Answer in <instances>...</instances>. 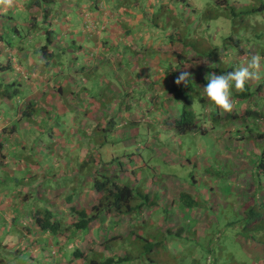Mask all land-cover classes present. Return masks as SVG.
I'll list each match as a JSON object with an SVG mask.
<instances>
[{
	"label": "rangeland",
	"instance_id": "obj_1",
	"mask_svg": "<svg viewBox=\"0 0 264 264\" xmlns=\"http://www.w3.org/2000/svg\"><path fill=\"white\" fill-rule=\"evenodd\" d=\"M174 1L175 0H133L131 4L133 5V10H135V15L130 18L120 17L119 21H121V24H128L130 21V27H137V30L142 29V33L137 35V41L143 42V40H145L147 43L146 47L154 41L151 47L154 50H158L157 54L151 57L152 53H148L150 56L145 54L146 48L135 46L136 53H138V61H135L132 57L129 58L126 62L128 65L127 71L125 70V64L123 65V62H121L119 52H113L112 50L102 52V50H106L98 48V52L96 50L89 52V54L91 53L93 56L88 59V50L83 48L80 49V52H83L84 54L81 55L79 53L78 57L81 56L80 58L84 59V66L81 67L80 63L74 62L72 69L67 72L66 65L69 64L68 59H70L68 53H74V49L71 47V41L79 35H73L72 33H68V43L65 41V43L68 44V52L65 51V55L60 54L55 58V60L50 62L54 63V65H52L53 68L50 66L52 68L51 71H48V68L44 69V72H49L48 75L43 72L41 74L35 72L34 66L36 65V62L34 66H31L30 68H27L28 66H16V63L13 65L15 77L20 83H24L23 80L27 81L29 79L28 82H30V79L33 80L37 77L40 78V93L45 95L44 93L46 89L48 90V93L44 96L43 100L45 102H50V113H56L57 109L53 110L52 107L57 98H59V102L61 104L58 110L63 111L64 108L65 111L56 113L57 115H52V117H48L44 121V126H52L51 123H53L55 118H59L58 123L62 124L59 128L60 135L55 137L50 135L51 142H49L50 140H45L38 144L35 141L36 144H34V141L31 139L27 140L28 137L26 136H24V139L27 142H24L21 141L17 135H15V133H19L21 135L20 127H18L15 132H10V127L13 122L18 121L22 115L21 110H23L24 103H27V100L19 103L17 102V99H15L14 102H12L13 105H17V111L10 109V107H12V103H9V110L7 111L6 105L3 107L4 105H2L0 101V109L2 108L0 111L6 112L7 115L6 117L5 114H0V133H2V129L4 128H6L7 132L10 133H5L8 135L7 138L9 139L7 141H3V145L6 147L7 142L14 143V145H17L21 150L19 152H15L14 157L10 155L13 154V152H8V150H3L2 152L0 151V264H68L69 260H72L71 263L75 264V259L70 253L73 250V245H69L68 250H64V247L54 248L55 243L52 242L53 236L39 231L31 220L36 211H42L47 206L49 211L53 212L55 220L62 218L65 224L68 225V221H72L69 213L67 201L68 197L74 200L79 198V203L81 204L76 203V205H73L76 209L90 208L91 205L89 204L96 203L98 200V197L94 195L93 180L86 182L76 174L80 159L84 158V155L89 153L92 148H95L93 141L96 137L98 138V134L96 133L95 135L93 130L96 127V123L81 114V108L72 112L69 120L66 117L69 108L68 106H70L69 103L71 104L73 102L71 105L81 103L76 101L74 95L83 87V84H87L84 79V75H86L93 66V63L90 65L91 59H98L100 61L98 63H103V60L108 61L113 78L117 79V83L120 82L118 88L122 91H118L117 95L122 92L123 97L121 101L127 102L124 108L128 109L129 107L141 110L139 109L141 108V105H146L142 102L138 107V104L134 101V97H132L133 93L128 90L129 86L127 84L140 85L137 87L138 90H148L153 86V95L151 99L147 95L148 101L152 102L153 105L152 103L151 105H146L148 108L151 106L150 108L152 111L155 109L154 106L156 104L159 105L162 100H165V96L162 95L161 97L158 94L163 93L164 90L167 89V85L168 89H170L169 84L171 82H163L160 80L163 77L162 75L164 70L162 68L163 66L161 67V65H157V62L163 60V58H170L173 63L171 49L167 48L169 43L165 42V39H167L168 36H171L172 38L175 37V39H177V34H181L185 31V29L182 28L184 26L180 25V23L190 24L191 30L196 28L197 22L194 20L195 17L192 15V11L202 10L206 0H185V3L180 6L176 5ZM210 1L220 3L223 0ZM227 2L230 6L228 10L229 12L231 8L240 11L246 6L250 9L251 7H258L261 3L264 4V0H227ZM40 3L41 6L47 5L46 7L52 3L51 9H55V11L57 7L55 3L60 4L58 0H46V2L40 0ZM165 5H167L170 10H168L167 13L163 12V14L169 16L170 20L173 16L175 18L172 20L173 24L170 23V26L173 25L171 26L172 29L168 28L167 30L165 29V31H162L160 28H156L150 24L154 18L158 17V12L160 10L157 9L161 6L165 7ZM68 6L69 13H75V2L70 3ZM166 7L164 9H166ZM217 10H221V8L206 7L202 11V15H205L206 11L208 13L210 12L216 14ZM79 11H82V9L79 8ZM179 11L181 14H179ZM9 15L14 16L13 19L15 22H18L19 18L25 16L22 12L13 13L12 11ZM236 18H238V16ZM247 20V24H245L246 21H243L244 24L242 27L248 28L249 34L246 33L244 29H240L239 31V37L245 38V41H241V44L244 48L243 52L246 54L241 56L228 53L227 50L225 51L221 46L219 36H225L224 34H226V37L231 36L232 33L236 34L239 30L238 26H236L233 30H231L232 33L228 34L231 29L230 21L228 19L220 17L216 22H214L215 24L210 23V30H207V25L201 24L195 30V34L201 40L204 47L220 46V59L226 67L241 65L248 61L252 55L258 54L261 57H264V55L255 53V50L249 52L251 47L249 45H251V42L247 40L256 28H259L257 30L264 29V13L254 15L251 19ZM69 22L70 21H68V23ZM76 23L78 22L76 21ZM145 28H147V32L152 31L154 36L150 34H146L145 36ZM18 31L21 30L18 28ZM163 33L165 34L163 35ZM210 34L212 38L209 37ZM10 36V32L8 35H3V40H12V36ZM155 37L156 39L154 40ZM111 39L112 36L108 35L104 39V42L108 45V42ZM78 41L81 42V37ZM263 41L264 40H262V42ZM12 42H15V40H12ZM76 43L77 42H75L76 47L79 46V44ZM76 47L74 46V48ZM50 50L54 49L50 47ZM96 52L97 54H95ZM38 54H40L39 51L36 55ZM247 54H249V56H247ZM36 57L37 59H40L41 66H43L41 56L38 55ZM139 67L141 69L140 72L142 73V76L138 79L137 83H133L132 80L137 81L136 73ZM164 68L166 69L167 66ZM156 73H158L157 76ZM205 74L206 70L202 69L198 76L203 77ZM261 74L262 77H264V61H262L261 64ZM137 75L139 74L137 73ZM30 76H32V78ZM51 76V84L50 86H47L50 83ZM68 81L71 83L73 88V96H70L69 98L67 87ZM255 82L256 81H252L250 83ZM262 83H264V78L257 81L255 87L261 85ZM58 85L61 86L64 92V101L61 99L63 97H61L56 90H53V87ZM95 85L99 86L98 83ZM89 90L94 93V95H99L98 90H93L91 87H89ZM154 93L157 95L155 96ZM235 93L236 90L233 89L232 101L234 108L232 112L227 114H220L218 109L210 106L209 101L204 103L205 107L204 104L202 105L204 109L198 108L195 104L192 112L196 116L197 124H199L202 129L207 131L204 135L199 133V129L194 133H187L180 136H177L176 133L172 134V129L168 130V128H166L162 131L163 126H159V124L154 123V121H157L159 117L153 116V112L147 114L146 111H135L134 115L136 116V121H127V125H123L125 123L124 120H121L123 108H118V106L114 108V105L102 108V111L108 112L109 115H112L113 110L118 108V112L114 116L116 122L113 133H105L101 135L105 138L104 149L100 151L102 160L109 163L111 160L110 157H112V159L124 158L122 163H128L129 161H127V158H130L132 154H134L135 158H137V154L139 153L142 157L149 160L148 156L151 153L153 159L148 161L150 164L146 163L147 169L151 168V164H155L158 169L163 170V173L166 172L171 176H176L172 177L171 180L166 179L165 181H158V178L154 179L155 185L158 189H161L163 186H168L170 183L180 184L181 187L184 188L183 192L190 194L195 201H199V207L201 209L199 215L200 219H204L207 224L209 221L213 222L211 226H208V228L207 226L201 227L207 228L205 229V234H196V232L190 234L191 239L187 242V245H183L185 242L184 239L179 240L177 238V241H163V243H159L156 247L153 246L149 248L150 243L146 242V239L152 243L154 242L153 239H150L149 235L152 233V228H156V223L152 225L149 224V222L151 219L156 222L158 216H160L162 212H144L142 217H144V221L146 222L144 225L146 226L143 227V233H139V238L144 235L143 239L135 241L129 237H125L123 240V247L129 248L131 255V258L125 264H185V261H193L192 264H264V230L255 231L250 234L253 240L248 241L244 239V241H242V235L247 234L243 227L245 224V221L243 220L245 211L251 205V207L256 205L257 201L258 203H262L264 200V194L260 195L259 193H263L264 191V174H260L261 172H259V176L257 175V180L260 181L259 183L257 180L253 183L251 176V174L254 175L253 163L256 161V157L260 156L263 149L262 146L260 147L254 145L251 150L253 144L247 139L248 136H245L244 134L247 129L245 127L247 124H244V120L248 118L244 117L237 119V116L240 115L241 111L243 115L244 109L249 108L250 111H256L257 113L262 114V120H264V98L254 94L248 100L245 99L240 102V99L235 97L237 96V93ZM148 94L150 95L151 91L148 92ZM202 95H205L204 91H202ZM66 96L67 98H65ZM101 96L105 102L107 97L104 94ZM81 97H83V95H81ZM156 97H158V100H156ZM113 102L118 104L116 100ZM165 104H170V113L169 116L166 117H168V119H171V115L177 117L179 105L174 104V102L172 103L171 101ZM160 107L162 108V106ZM230 115L234 116V118H231ZM163 117L164 115L160 116V119L164 123ZM227 117L229 119L228 122L226 121ZM44 118L45 116L42 113L37 114L34 117L32 116L31 118L34 119L36 124H38L36 130L37 133H40L41 129L44 127L41 125ZM255 120V118H251L250 122H254L257 128L259 126L260 129H257L259 132H264V130H262L264 127L262 123L258 121L255 122ZM170 122H173V118ZM249 124L250 123H248V126H250ZM255 134L250 135L254 136ZM240 138L242 141H240ZM152 140H161L162 144L155 145L151 142ZM76 145H79V147L73 149ZM148 145L149 147L146 149ZM162 147L166 148L169 153L173 155L174 159L170 164L174 165H165V160H163L164 153H159ZM71 148L73 149L72 151L68 150ZM28 149H33L34 152L31 153ZM249 150L251 151L249 152ZM247 152L249 157L253 156V158H248V156L243 155V153L246 155ZM200 156V162L203 163V161L206 160V163L209 165L208 170H203L201 172L199 162ZM152 160L154 162H152ZM90 161L91 159L89 162ZM116 162L117 165L113 163L115 165L114 170L118 168V161ZM181 162L183 163L182 165ZM94 163L95 162H93V165ZM206 163L205 165H207ZM93 165L86 164L83 168L85 167L92 170L94 168ZM107 166L109 167L110 164H107ZM31 167L35 168L34 171L30 170ZM8 169L23 170L24 176L14 173V177H12L14 179H10L5 173ZM97 169L98 172H101L103 167H99ZM145 170L146 169L140 168L137 172L144 174L143 172ZM242 170L244 173L239 172ZM26 172H28V175ZM203 173L208 174L206 177L207 181L205 182L209 184V187L202 183L193 185L191 183V176H195L197 180H203V175H201ZM105 174L114 178L116 177L115 174H117L120 178L118 180L119 182L132 188L135 199H138L136 196L138 192L145 194L151 190L150 184L144 186L141 184L140 180H137V178L130 176L126 178L121 177L119 169L117 171L115 170L114 173L108 171ZM244 175H246V179ZM14 180H16L17 184L10 182H15ZM229 181H231V183ZM260 184L263 185V188L261 189ZM228 185L231 187L232 192L227 195L224 194L223 191L228 188ZM59 187L62 188L61 192H57V188ZM189 187L193 189L191 192L186 191V188ZM200 187H202L201 193H204L203 196L199 195ZM210 188H213L214 192L210 191ZM69 189L72 190V193L70 194H68ZM240 192L244 193V195L250 193L253 198H242L239 194ZM27 200H30V203H27ZM213 200L217 201L212 203ZM29 204L31 205L30 208ZM261 208L264 212V205ZM127 217H130V215ZM196 221L197 219H195V222ZM98 224L100 225V228L96 229L94 235L91 237V239H98L94 245L90 243L86 245L84 237L87 233L83 235L81 240L77 241L76 239L75 241L77 243L74 245L78 250H91L89 255H91L93 251H98L97 253L102 251L103 254L107 256L109 253L106 249H110L112 253H114L116 249V247L109 248V239L115 240V238H111L113 235V229L111 227L104 228L101 222H98ZM261 226L264 227V224H261ZM25 228H30L31 231L29 234L25 231ZM137 228L138 227L133 229L135 230ZM196 228L198 227L196 226ZM196 235L199 236L197 237ZM39 239L41 240L40 242ZM105 240H107L106 245H108V247L105 245ZM116 241L119 240L117 239ZM35 243L38 244L35 245ZM113 243L117 246L121 245L119 242ZM165 243H169V246L166 247ZM47 244L49 245L47 246ZM104 245L106 246V249H104ZM178 245L183 246V251H177L176 247ZM194 245H196L199 249L201 248L199 256L196 258V256L193 255L192 259H186L188 254H192L189 253V251L192 252L194 250V248H192ZM205 249L206 251H209V253L206 252ZM124 253L129 254V251L124 250V252H117L119 255L118 257H124ZM207 258L212 259V262L208 263ZM76 263L81 264V262Z\"/></svg>",
	"mask_w": 264,
	"mask_h": 264
},
{
	"label": "crops",
	"instance_id": "obj_2",
	"mask_svg": "<svg viewBox=\"0 0 264 264\" xmlns=\"http://www.w3.org/2000/svg\"><path fill=\"white\" fill-rule=\"evenodd\" d=\"M133 0H60V4H56V11L55 9H51V4H49L48 7H46L47 5L41 6L40 0H15V4L12 8L10 9H3L0 8V35H8L10 30L12 28L15 27V25L17 23H19L21 26L24 27H29V23H31V21H34L36 24V33L35 36H32V40L31 42H29L27 39L24 40L21 44L20 43H16L15 46L12 45V47H17L20 46L21 47V51L19 52H15L13 50V48H10V52L13 53L18 60V65L19 67H27L30 68L31 66H34L35 62L36 65L35 67V72L41 74L42 72L47 74L49 72L45 71L44 69H47L46 67L41 66V61L40 59H37L36 55L37 52L39 51V49L43 46L44 41H38V37H41V34L43 33L42 28H48L52 31L53 34V44L51 46L52 49L56 50L59 48H63L65 49L66 52H68L67 48H68V33H72L73 35L75 34H79L77 38L72 39L73 43L77 42L76 44H79V46H81V49H86L88 50L87 52H93V51H97L98 52V48L99 49H104L106 51L102 52H108L107 49L109 51H113V52H119V55L121 56V62H127V60L130 57V53H128L130 50V48L135 49V46H138L139 43H141V45L146 48L145 51H149V53H152L154 51V49L151 47L154 43L151 44L146 47V41L143 40V42H139L137 41V35L140 34V31H137V27H130L131 23L129 21V27H126L124 24H121V21H119L120 17H125V18H130L131 16L135 15V10H133V5L131 4ZM135 1V0H134ZM75 2V13H69V4L70 3H74ZM121 3V4H120ZM79 8L82 9V11H79ZM22 12L25 14V16H23L22 18L18 19V22H15L13 17L14 16H10L9 13L10 12ZM44 11V12H43ZM44 13H47V22L43 23V15ZM68 21H70L68 23ZM76 21L78 23H76ZM76 25V26H75ZM120 27V28H119ZM147 30V28H145V31ZM56 31V32H54ZM119 31V32H118ZM126 32H128V35L126 36ZM131 34V36H130ZM146 34H150V32H146ZM111 35L112 39L108 42L109 44L104 48L102 46V42L104 41V39L106 38V36ZM153 36V35H152ZM75 37V36H74ZM81 37V42L78 41V39H80ZM72 38V37H71ZM69 38V39H71ZM155 40V38H154ZM28 41V42H26ZM65 41L67 43H65ZM71 41V42H72ZM26 42V43H24ZM79 42V43H78ZM166 42V39H165ZM24 43V44H23ZM84 45V46H83ZM74 46L76 47L75 43L72 44V48H74ZM115 46V47H113ZM0 47L3 48V46ZM5 48V47H4ZM5 49L3 50V52H0V63H4L6 60V58L9 56V53H4ZM65 52V53H66ZM96 52V54H97ZM82 54H84L82 52ZM157 54V52H156ZM132 55V54H131ZM150 56V54H148ZM153 57V56H152ZM173 58V57H172ZM75 62L80 63L81 67L84 66V59H76ZM93 62H100L99 60H92V62L90 61V65ZM171 60L169 59H165L163 58V60H160L157 62V65H161V67L163 68V77L162 79H160L163 82H171L172 81V74L167 75L166 71L168 70V72L170 71L171 73L173 72V68L170 69H165L164 67L167 66V63H170ZM73 62H69L68 64V70L70 71L72 69V65ZM125 63H123L124 65ZM127 64V63H126ZM125 64V70L127 71V67ZM164 64V65H163ZM166 65V66H165ZM43 67V68H42ZM172 67H174L173 63H172ZM49 69H47L48 71H51V67H48ZM87 70V69H86ZM140 67L137 69V73L139 75H137L136 73V79L137 81L132 80L133 83H137L138 79L141 78L142 73L140 72ZM99 71V70H98ZM136 72V71H135ZM169 72V73H170ZM10 73V76H9ZM8 75L6 76L5 74L2 75V77L4 78V80H8V81H12L14 79H16L15 77V71L13 70L12 65L10 64V70H9ZM128 74V73H127ZM148 74V73H147ZM158 75V73H156V76ZM149 76V74H148ZM32 78V76H30ZM29 77V78H30ZM52 76L50 77V83L47 86H50L51 84V80ZM29 80V79H28ZM23 80L24 83H21L22 86L25 89V94L24 98L21 99V101L27 100V102L31 101L33 103H35L36 101L41 100L42 98V93H40V88H39V84H40V78L37 77L36 79H30V82H28ZM47 80V79H46ZM152 80V77H151ZM157 80V78H156ZM120 81V80H119ZM120 83V82H119ZM129 86L128 90L129 92H132V86H134V84H127ZM137 84H135L136 86ZM48 88V87H47ZM168 88V85H167ZM150 90V89H148ZM122 91V90H119ZM151 91V90H150ZM147 91L145 92L144 96L139 97L140 99H142V102L144 104H150L151 102L148 101V97L147 95L150 97H152L153 95V91H151V94L149 95ZM167 89L164 90L163 93L158 94L159 96L162 97L165 96ZM48 90L46 89L44 94H47ZM121 93V92H120ZM132 97H134V101L136 102V96L139 94V92H132ZM42 94V95H41ZM155 96L157 95L156 93H154ZM158 96V97H159ZM27 98V99H25ZM67 98V96L65 97ZM149 99V100H150ZM20 101V102H21ZM68 101V100H67ZM19 102V103H20ZM141 102V103H142ZM169 101L164 102L161 101L160 102V106H162V108L156 104L154 106V110L152 111V109L150 108L151 106H144L141 105V110H137L133 109V108H129L127 110H125V112H123L122 114V119L125 122L127 121H136V116L134 115V112H143L146 111L147 114H149L150 112H153V116L155 117H159L157 121H154V123L159 124V126H163V130L164 131L166 128H168V130H170L169 125L171 124L170 120H172V118L174 117V115H171V119H168L169 113H170V104H164V103H168ZM69 103V102H68ZM140 103V104H141ZM26 102L24 103L25 106ZM136 104H138V107L140 106V104L138 103V101L136 102ZM70 105V103H69ZM153 105V104H152ZM174 105V104H172ZM171 105V106H172ZM69 107V106H68ZM177 107V106H175ZM13 110L17 111V105H13L12 106ZM63 111L64 108H63ZM63 111H59V112H63ZM72 112H75V110L73 109ZM71 110L67 112L66 117L70 120L71 118ZM168 113V114H167ZM52 115H57L56 113L51 114L49 117H52ZM164 119V123L161 121L160 116H163ZM34 117V116H33ZM20 119V118H19ZM18 119V120H19ZM146 119V118H145ZM147 120V119H146ZM33 123L31 122H21L19 123V125L17 126L20 127L21 129V135L19 133H15V135H17L21 141L27 142L24 139V136L28 137L27 140L31 139L33 140L35 143L38 142L40 143L41 141H45L47 139H50L49 142H51V137H55L60 135V131L59 128L62 126V124H59V118H55V120L53 121V123H51L52 126H44V121H42L41 125H42V129L40 133H37V127L38 124L35 123L34 120H32ZM27 122V123H26ZM55 122V124H54ZM142 122V121H141ZM14 123V122H13ZM12 126V125H11ZM30 126V127H28ZM44 129V130H43ZM17 130V129H16ZM161 131V132H162ZM15 132V131H14ZM73 132V131H72ZM42 134V136H41ZM172 134H175L174 132H172ZM13 135V134H11ZM14 135V136H15ZM40 135V136H39ZM7 134L2 135L0 133V148H1V152L4 150H8V152H13L12 155L13 157L15 156V152H19L21 151L20 148L17 145H14V143H8L6 144V147H4L3 145V141H7L9 138H7ZM180 136V135H177ZM58 140V138H57ZM56 140V141H57ZM101 141V137L99 138H95L94 139V144H95V148L91 149V151L87 154L84 155V158L80 159V163H87V165H89V160L91 159L92 161L95 159L96 163L94 166V168L92 170H89V168H83V171L80 172H76V174L84 179L86 182H90L91 179L93 178V174L94 172L97 170V168L100 167V164L98 165L97 162L98 161H103L101 158V152L97 150L98 147H101L103 144ZM152 143H154L155 145L158 144H162L161 140H152ZM100 144V145H98ZM81 145V144H80ZM53 147V146H52ZM79 145L74 146L73 149L78 148ZM149 145L146 147V149H148ZM68 149V150H73ZM95 150V153L94 151ZM149 151V150H148ZM159 153H164L163 154V160H165V165L170 164L173 162V155H171L169 153V151L162 147L160 149ZM110 155V154H108ZM95 157V158H93ZM149 160L153 159L152 154H149ZM233 158V157H232ZM248 158H253V156L248 157ZM110 159H112V157H110ZM147 159H145L144 157H142L139 153L137 154V158H135V155L132 154L130 158L127 159V161H129L128 163H121L118 162L119 167L123 166V173H120V176L123 178H126L128 176L133 177V178H137V180H140L141 184L144 186L147 185H151V190L146 192L145 194H143L142 192H138L141 193L145 196H147V200L143 201V205L142 208L130 215V217L124 216V217H120V218H114L111 219L109 217H102L100 220H97L95 222H93L92 224H90L89 228H88V232L87 235H85V243L87 244H93L97 242L98 239H91V237L94 235V232L96 231V229H99L100 225L98 224V222H101L102 226L104 228H109L111 227L113 229V235L111 238H115V240L113 239H109V248L111 247H116L115 252L112 253L110 249H106V246L108 247V245H106V241L105 240V248L106 251L109 253L107 256L103 254V252L101 251L100 253L103 254V256L105 257H109V256H115L118 257L119 255L117 254V252H124V250H128L129 254H125V256L128 257V255L131 257L130 255V250L129 248H125L123 247L124 245V238L125 237H129L133 240H141L143 239V237L141 236L139 238V233H143V227L146 226L144 225L146 222L144 221V217L143 213L144 212H162V214L160 216H158L157 221L155 222L153 219L150 220L149 224H154L155 225V229L152 228V233L149 235L150 239H153L154 242H150L149 240L146 239V242L150 243V246L153 247L156 245H158L159 243H163L166 241H177V238L179 240L184 239L185 242L183 245H187V242L191 239L190 238V234H192L193 232L200 233V234H205L206 230L208 228V226H211V224L213 223L212 221H209V223L207 224L205 222L204 219H200L199 215H200V204L199 201H195L192 208H186L184 206V204H182L181 202H179V195L181 193H185L188 194L186 192H183L184 188L181 187L180 184H176V183H170L168 186H163L161 189H158V187L155 185L154 179L158 178V181H165L167 180H171L172 177H176L174 175H169L166 172L163 173V170H160L157 168V166L155 164H151V168L147 169L146 163H148ZM114 164H116L115 160ZM201 161V156L199 159V162ZM104 162V161H103ZM152 162H154L152 160ZM200 162V169L201 172L203 170H208L209 169V165L206 163V160L203 161V163ZM205 163L207 165H205ZM112 164L111 166H107L106 168H103V172H115L114 168L115 165ZM150 164V163H148ZM183 163L181 162V165ZM254 164V163H253ZM170 165H174V164H170ZM114 166V167H113ZM140 168H145L146 170L143 172L144 174H140L139 172H137ZM35 168L31 167L30 170L34 171ZM27 171V170H26ZM241 173H244L243 170L239 171ZM8 177L11 179L13 176V174H17L20 176H24L23 170H10L8 169V171L5 172ZM28 175V172H26ZM116 177L118 178V180L120 179L118 177L117 174H115ZM203 175L202 179L203 180H197V178L195 176H191V183L193 185H197V184H204L205 186L209 187V184L205 181H207V176L208 174L203 173L201 174ZM245 179H246V175ZM252 176V174H251ZM206 178V180H205ZM14 179V178H12ZM15 182L10 181L11 183H16V180H14ZM144 181V182H143ZM231 183V181H229ZM54 186V184H53ZM263 187V185L260 184V189ZM9 188V187H8ZM201 188H199V195L203 196L204 193H201ZM61 187L57 188V192H61ZM193 189L191 187L186 188L187 192H191ZM210 191H213V188H210ZM68 194L72 193V190H68ZM226 192V193H225ZM232 192L231 187L228 185V188L223 191L224 194H230ZM260 195L264 194L262 192H259ZM218 194V193H217ZM238 194V193H237ZM241 195V197H243L242 192L239 193ZM94 195L97 196L96 193H94ZM190 197H192L190 194H188ZM137 196V194H136ZM193 199V198H192ZM194 200V199H193ZM217 200H213L212 203H215ZM27 203H30V201H28ZM76 203H79V198L77 199H72L70 201V203H68V207L70 209V207H73V205H76ZM81 204V203H79ZM96 203H91L89 205H91V207L93 205H96ZM134 205H140L141 204V199H135L133 201ZM90 207V208H91ZM199 207V208H198ZM195 219H197V221L195 222ZM72 220V219H71ZM72 221H68V224H71ZM196 226L198 228H196ZM203 226H207V228H201ZM137 229H133L136 228ZM80 236L79 233H76V235L74 236L73 239L78 238ZM197 237L199 235H196ZM185 237V238H184ZM188 237V238H186ZM100 239V238H99ZM119 241H116V240ZM248 240V239H247ZM242 241H244V238L242 239ZM113 242H119L121 243L120 246L114 245ZM108 243V242H107ZM166 247L169 246V243H165ZM192 248H194V250L192 252L189 251V253L192 254H188V256L186 257V259H192L193 255L196 256V258L199 256L200 252H201V248H197L196 245L192 246ZM177 251H183V246L182 245H178L176 247ZM186 249V248H185ZM190 249V247H189ZM198 249V250H197ZM95 250V249H94ZM97 250V249H96ZM206 251V249H205ZM98 252V251H97ZM118 255V256H117ZM193 262V261H192ZM191 261H185V264H192Z\"/></svg>",
	"mask_w": 264,
	"mask_h": 264
},
{
	"label": "trees",
	"instance_id": "obj_3",
	"mask_svg": "<svg viewBox=\"0 0 264 264\" xmlns=\"http://www.w3.org/2000/svg\"><path fill=\"white\" fill-rule=\"evenodd\" d=\"M46 2V0H43ZM246 1V0H243ZM259 1V0H257ZM229 2V1H228ZM227 0H223L220 3H215L210 0H206L204 4V10L206 7H219L221 10H217L216 14L205 12L204 15H199L200 18H205L203 21H206L207 17H212L211 21H215L219 19L220 17H223L224 19H228L230 21L231 29L230 33H232L231 30L238 26L239 30L238 33L234 35V37L239 36L240 29H244L246 33H248V28L242 27L244 24L243 21H246L245 24L248 23L247 19H251L254 15H259L264 13V4H259L258 7H251L248 9V6L244 7L240 11L235 10L234 8L230 9V12L228 11L230 6L228 4ZM185 0H178L179 6L184 4ZM216 10V9H215ZM44 12V11H43ZM238 16V18H236ZM174 16L171 17V21L169 20V17L167 16L165 18L166 21L164 23L167 25L168 23H172V20H174ZM47 13H44L43 15V23L47 22ZM152 20V19H151ZM155 20V21H154ZM235 21V22H234ZM238 23V25H237ZM152 26L156 28H160L165 31L168 28H171L170 24L167 27H162L158 24V18H154L151 21ZM180 25H183L185 31L181 34H177V39L172 38L171 36L166 39V42L169 43V46L167 48L171 49V54L173 57V64L174 67H172V62L167 63V69L173 68V72L169 73L168 70L166 71L167 75L172 74V83L169 90L166 91L165 100L166 101H173L174 104H178V115L177 117H173V122L170 124L171 128L174 129L175 133L179 135H184L187 133H194L196 130L199 129V133L204 135L207 133L202 127L197 124V119L195 114L192 112V109L195 107V101L200 102V108L205 107V102H207V98L205 95H202L203 88L207 86V80L205 79L206 75L209 73H215L217 75L220 74H226L230 71L235 70V68L232 66L226 67L224 63L221 62L220 59V53H219V47H204L201 40L196 36L193 30L189 27V25H186L185 23H180ZM18 28L21 31H18ZM153 28V27H151ZM255 28V27H254ZM36 24L34 21H31L29 23V27L21 26L19 23L15 25L14 28L10 30V34L12 36V40H15V42L10 41H4L3 36L0 35V40L5 42V44L13 48L15 52L21 51V47H12V45L15 46L16 43H22L24 40H28L31 42L32 36H35L36 33ZM247 29V30H246ZM259 28H256L253 30L252 35L247 39L251 42L252 49H249L251 52L252 50H255L256 53H260L261 55H264V46H261L262 40H264V29L257 30ZM43 35L41 37H38V41H44L43 46L39 49L40 56L45 61V66L54 65V63H50L52 60H55V58L62 54L65 55V49L58 51V53H54V50H50V47L53 44V34L52 31L48 28H42ZM228 33V34H230ZM165 34V33H164ZM222 34V33H221ZM249 34V33H248ZM128 35V32H126V36ZM219 36L221 45L223 49L226 51L228 50L229 53L237 54L238 56H241L243 54H246L243 52L242 45L237 42V40L234 41V37L227 36ZM10 36V37H11ZM131 36V34H130ZM211 34H210V36ZM200 40V41H199ZM242 41V38L240 39ZM26 41V42H28ZM248 41V42H249ZM24 42V43H26ZM102 42V46L105 48L107 44L104 41ZM23 43V44H24ZM72 44L73 41L71 42ZM256 43V44H255ZM177 44V45H174ZM70 46V45H69ZM138 46L141 48L143 47L141 43L138 44ZM260 46V47H259ZM259 47V48H258ZM74 49V53L70 54L68 53V56L70 59H68L69 62H75L76 59H80L78 57L80 52L81 46H77ZM189 51H188V50ZM78 50V51H77ZM131 52L130 57L134 58L135 61H138L137 54L135 49L130 48ZM258 52H257V51ZM107 51H109L107 49ZM145 54H148L147 51H145ZM156 54V51L154 50L151 54V57ZM249 56V54H247ZM103 60V59H102ZM126 64V62H123ZM9 62L0 63V101L1 104L4 105L3 107L6 108L9 105L10 101L14 99L17 96H20L19 99H23L25 93V89L21 88L22 85H19L20 83L16 81H8L4 80L2 77L3 74L6 73V71L10 70ZM128 65L126 64V67ZM166 66V65H165ZM203 70H206V74L203 77L198 76L199 72ZM99 70V71H98ZM188 71L191 75V81L188 83L187 86L184 84L177 85L175 83V80L179 76L181 71ZM198 72V73H197ZM69 75V74H68ZM10 76V73H9ZM84 79L87 82L86 85L83 84V87L75 93V99L77 102H81L80 104H73V102L70 104L68 111L72 109H80V113L83 114L85 117H87L90 120H104L105 116L103 113H99L100 108H102L105 104H112L114 103L117 98L121 97V93L117 95V92L119 91V82L117 83L116 80L113 78L112 71L108 65V61L103 60V63L93 62L92 68L89 70V72L84 75ZM4 80V81H3ZM7 82V83H6ZM67 83V82H66ZM98 83L99 86H96L95 84ZM255 83H248L246 85V90L243 93H237V96H235L237 99L239 98L240 102H242L245 99L251 98L254 94H257L259 97L264 98V83L261 85H258L255 87ZM96 86V88H95ZM140 86V85H139ZM139 86H132V92H135V89ZM68 98L70 96H73V88L71 83L68 81ZM89 87H91L93 90H98L99 95H94L89 90ZM53 90L63 97L64 92L61 88V86H54ZM52 90V93H53ZM152 90V88H151ZM235 90V89H234ZM150 91L147 89H140L136 90V92L140 93V96H144L145 92ZM263 92V93H261ZM235 93V94H236ZM104 94L107 98L104 102L103 97L101 96ZM46 95V94H45ZM42 95L41 100L36 101L35 103L29 101L24 106L21 117L18 121H15L12 126L10 127V132H14L17 129V126L19 125V122L27 121L33 123L31 120L32 116H35L37 114H44L47 118L53 114L49 111L50 102H45L43 100L44 96ZM51 95V93H50ZM83 95V97H81ZM100 96V97H99ZM88 97V98H87ZM98 97V98H97ZM234 97V98H235ZM168 100H167V99ZM62 100L64 99L61 98ZM64 101V100H63ZM163 101V100H162ZM165 104V103H164ZM204 104V107L202 105ZM59 98H57L56 102H54L52 109L56 110V113H58V109L60 107ZM82 105V106H81ZM81 106V107H80ZM2 109V108H1ZM0 109V110H1ZM9 107L7 108V110ZM10 109L13 110L12 107ZM1 112V111H0ZM242 112V111H241ZM240 112V115L237 116V119L239 118H248L244 120L245 127L247 128L244 132L245 136H248V140L252 142L251 150L253 149V146H262V153L260 156L257 157L256 163H254L255 172L253 173L255 179L258 175V171L264 174V132H259L257 129H260L256 127L254 122H250L251 118H255V122H260L264 126V120L262 117V114L257 113L256 111H250L249 108L246 109L245 113L242 115ZM217 116V115H216ZM231 118H234V116L230 115ZM229 116V118H230ZM216 118V117H215ZM226 121L228 122V117L226 118ZM248 123H250L248 126ZM99 124L97 123L96 128L94 129L95 133L99 134L100 130ZM264 130V127L263 129ZM10 134L7 132V129L2 130V134ZM42 133V132H41ZM256 133V134H255ZM250 134H255L250 135ZM100 135V134H99ZM42 136V134H41ZM100 137H102L100 135ZM240 141L242 139L240 138ZM249 150V152L251 151ZM244 156H248V152L246 155L243 153ZM98 164V163H97ZM232 164V163H231ZM257 172V173H256ZM93 188L94 191L97 194L98 202L97 205L92 206L90 209H76L75 207L70 208L69 212L72 218V223L66 225L64 221H55L53 219V214L51 211H49L48 207L46 206L44 210L42 211H36L33 215V218L31 219L35 227L41 231L42 233H48L53 236V242L54 248L60 247L62 244H69L73 242V238L76 233H83L85 235L88 232L89 224L100 217H119V216H128L132 215L136 212H138L142 206H144L143 201L147 200V196H142V194L137 193L138 199H141L140 205H134L133 201L135 200V196L133 195V191L128 185H125L121 182H119L116 177L107 176L106 174H101L96 172L95 176H93ZM253 198V197H250ZM255 198V197H254ZM180 202L184 204L186 208H192L194 204V200L189 197L187 194H180L179 195ZM25 200V199H23ZM69 197L67 198V201H70ZM30 201V200H29ZM28 202V200H27ZM255 203V202H254ZM252 206V205H251ZM248 207V209L245 211L244 214V230L247 234H243L242 237L244 239H248V235L252 234L255 231H262L264 230V227L261 226V224H264L262 216H264V212L262 211V208H260L257 205H253V207ZM31 205L29 204V208ZM33 207V206H32ZM25 231L30 233V228H25ZM251 237V235H250ZM253 240V238H250ZM41 240L39 239V242ZM38 243H35V245ZM149 246V245H148ZM151 248V246H149ZM91 251V250H90ZM88 250L85 251H79L76 249V247L73 248L72 255L74 259L79 260L82 259L86 264H122L126 263L127 260L130 258L128 257H115V256H109L105 257L101 253H97L93 251L91 255H89ZM212 261V259H211Z\"/></svg>",
	"mask_w": 264,
	"mask_h": 264
},
{
	"label": "clouds",
	"instance_id": "obj_4",
	"mask_svg": "<svg viewBox=\"0 0 264 264\" xmlns=\"http://www.w3.org/2000/svg\"><path fill=\"white\" fill-rule=\"evenodd\" d=\"M58 1H60V0H58ZM175 3H176V5H178L179 6V4H178V0H175L174 1ZM14 4H15V0H0V8H3V9H10V8H12L13 6H14ZM167 5H165V7H166ZM177 6V7H178ZM165 7H159L157 10H160L159 12H158V24L159 25H161L162 27H167L170 23H168L167 25L164 23V21H166L165 20V18L167 17V15L166 14H163V12L164 13H167L168 12V10H170L169 8H168V6L166 7V9H164ZM202 11L203 10H199V11H196V10H193L192 11V15L195 17V19L194 20H196V22H197V27L196 28H194V29H192L193 31H194V33H195V30L201 25V24H203V25H207V27H208V29L207 30H210V27L211 26H209V24L210 23H213V24H215L214 22H216L217 20H215V21H211V19H212V17H210V16H208L207 17V19H206V21H203L205 18H200V17H198L199 15H202ZM174 12H175V10H174ZM179 14H181L180 13V11H179ZM214 14V13H213ZM205 16V15H204ZM169 17V16H168ZM170 20V19H169ZM171 21V20H170ZM186 24V23H185ZM126 27H129V25L128 24H124ZM186 25H189V27H190V24H186ZM151 28V27H150ZM191 28V27H190ZM162 30V29H161ZM137 31H140V34L142 33V29L140 30V29H138ZM148 30H146V32H147ZM162 31H164V30H162ZM145 32V33H146ZM229 33H230V30H229ZM44 33H42L41 34V36L43 35ZM264 34V33H263ZM150 35H153V33H152V31L150 32ZM163 35H164V33H163ZM154 36V35H153ZM232 37H234V36H232ZM165 38V37H164ZM155 39H156V37H155ZM241 37H234V41L235 40H237V42L239 43V44H241ZM53 40H54V38H53ZM243 41H245V38H242V42ZM0 44H1V46H3V48H1L0 47V52L2 53L3 52V50L5 49V51H4V53H9V56L6 58V60L7 61H5V62H9V64H11L12 65V67H13V65L16 63V66L18 65V60H17V57L13 54V53H11L10 52V47H8L6 44H5V42H3L2 40H0ZM242 45V44H241ZM222 46V45H221ZM249 46H251V45H249ZM261 46H264V42L261 44ZM5 47V48H4ZM260 47V46H259ZM258 47V48H259ZM219 48H220V46H219ZM242 49L244 50V48L242 47ZM250 49H252V48H250ZM60 50H62V48H59V49H56V50H54V53L56 54V53H58V51H60ZM156 52H158V50H155ZM189 51V50H188ZM257 51V50H256ZM227 52H228V50H227ZM247 52V51H246ZM258 52V51H257ZM148 53H149V51H148ZM229 53V52H228ZM256 53V52H255ZM88 54H89V52H88ZM96 54V53H95ZM260 54V53H259ZM39 56L41 55V54H38ZM87 56V55H86ZM93 56V54H89L88 55V59L89 58H91ZM42 58V57H41ZM42 65H43V67H46V68H48V67H52V65H49V66H45V61H44V59L42 58ZM92 60L93 59H91V62H92ZM98 60V59H97ZM262 61H264V57H261L260 55H258V54H255V55H252L251 56V58L248 60V61H246L245 63H243V64H241V65H234L233 67L235 68V70H233V71H230V72H228V73H226V74H220V75H217V74H215V73H209V74H207L206 75V77H205V79L207 80V86L205 87V88H203V91H204V94H205V97L207 98V100L209 101V103H210V106L212 107V108H215V109H218L219 110V112H220V114H227V113H230V112H232V110H233V108H234V104H233V101H232V90L233 89H235L238 93H243L245 90H246V85L249 83V82H252V81H259V80H261L262 78H264V77H262V74H261V64H262ZM234 62V61H233ZM10 66V65H9ZM72 67H73V65H72ZM53 68V67H52ZM51 68V69H52ZM49 69V68H48ZM66 70H67V72H68V65H66ZM15 71V70H14ZM8 73H9V70L8 71H6V73H5V75L7 76L8 75ZM173 76V75H172ZM173 80V79H172ZM4 81V80H3ZM6 81V80H5ZM12 81H16V82H18V83H20L17 79H14V80H12ZM191 81V75H190V73L186 70V71H181L180 72V74H179V76L177 77V79L175 80V83L177 84V85H181V84H184L185 86H187L188 85V83ZM7 83V82H6ZM171 83H172V81H171ZM170 83V84H171ZM169 84V88L171 87V85ZM19 85H22L21 83L19 84ZM136 86H139V85H136ZM21 88L23 89L24 87L23 86H21ZM152 89H153V86L151 87ZM136 90H138V89H136ZM140 90V89H139ZM151 90V89H150ZM167 90H169L168 88H167ZM152 91V90H151ZM19 97L20 96H17V97H15L14 99H12L11 101H10V103H12V102H14V100L15 99H17V102H20L21 100L19 99ZM122 97H123V93L121 92V97L120 98H117L116 99V101H117V103L118 104H115V103H112V104H105L103 107H105V106H110V105H114L113 107L115 108L116 106H118V108L119 107H121V108H123V110H122V113L123 112H125V110H127L126 108H124V106H126V103L127 102H123V101H121V99H122ZM140 97V93L135 97L136 98V100L138 101V103L140 104L141 102H142V99H140L139 98ZM156 100H158V97H156ZM136 101V102H137ZM152 103V102H151ZM172 103H173V101H172ZM149 104V103H148ZM153 104V103H152ZM195 104H196V106L198 107V108H200V102L199 101H195ZM15 105V104H14ZM26 105V104H25ZM11 106H13V103L11 104ZM102 107V108H103ZM7 108H8V106H7ZM102 108H100V110H99V113H103L104 115H106L105 116V118H104V120H100L99 119V121H97V119L96 120H93L92 119V121H94L95 123H96V126H97V123L99 124V130H100V132H99V134L100 135H102V134H105V133H110V134H112L113 133V131H114V127H115V115L117 114V112H118V108L117 109H115V110H113V114L112 115H109V113L108 112H103L102 111ZM248 109V108H247ZM9 110V109H8ZM7 110V111H8ZM73 110V109H72ZM72 110H71V112H72ZM75 111L77 110V109H74ZM245 111H246V108L244 109V113H245ZM21 112H22V110H21ZM5 114V116L7 117V115H6V112H0V114ZM243 113V114H244ZM241 114H242V112H241ZM45 116V115H44ZM21 117V116H20ZM87 118V117H86ZM45 119H47V117L45 116V118L43 119V121H45ZM88 119V118H87ZM31 120H34V119H31ZM90 120V119H89ZM123 125H127V122H125ZM96 128V127H95ZM169 128L170 129H172L171 128V126L169 125ZM4 129H6V128H4ZM3 130V129H2ZM173 130V132L175 133V131H174V129H172ZM94 131V130H93ZM2 134V133H1ZM94 134L96 135V133H95V131H94ZM98 134V138L100 137V135ZM176 135H179V134H177L176 133ZM104 139V141H105V138H103V137H101V140H103ZM50 139H47V141H49ZM104 141H101L102 142V146L101 147H98L97 148V150L98 151H101L102 149H104V146H105V144H104ZM36 143H38V142H36ZM36 143H34V144H36ZM41 143V142H40ZM39 144V143H38ZM93 149V148H92ZM29 151H31V153H33L34 152V150L33 149H28ZM94 151V153H95V150H93ZM48 157V156H47ZM95 158V157H94ZM101 158H102V156H101ZM257 158V157H256ZM124 159V158H123ZM123 159H121V158H114V159H111L110 161H109V163H106V162H103V161H98L97 163H98V165L100 164V167H103V168H106L107 167V164H110V166L114 163V161L113 160H115V162L116 161H118V162H120L119 164H121L122 163V160ZM128 159V158H127ZM256 161H257V159H256ZM256 161L254 162V163H256ZM93 162H95L96 163V160L94 159V161H90L89 162V165H93ZM95 163H94V165H95ZM87 163H80L79 162V164H78V166H77V172H80V171H82V169H83V166L84 165H86ZM116 165H117V162H116ZM254 165V164H253ZM123 166L124 165H122V166H120L119 167V165H118V168H116V171L119 169V173H123ZM145 169V168H144ZM98 170V169H97ZM95 171L94 172V174H93V176H95V173L96 172H98V171ZM102 171H103V169H102ZM98 172V173H101V174H105L106 172ZM255 172V168L253 169V173ZM257 173V172H256ZM260 174H263V173H260ZM258 176H259V171H258ZM116 179L118 180V178L116 177ZM258 178L256 177V179H255V177L252 175V180H253V183H255V180H257ZM91 180H93V178L91 179ZM258 181V180H257ZM260 181H258V183H259ZM129 187V186H128ZM131 188V187H130ZM263 188V187H262ZM3 189V188H2ZM132 189V188H131ZM264 189V188H263ZM95 192V191H94ZM96 193V192H95ZM141 194V193H140ZM182 194V193H181ZM185 194V193H184ZM188 195V194H187ZM142 196H145V195H143L142 194ZM251 197V195H250V193L249 194H246V195H244L243 194V197L242 198H246V199H248V198H250ZM190 197V196H189ZM69 199H71L72 200V198H69ZM191 199H192V197H191ZM70 200V201H71ZM70 201H68V203H70ZM195 201V200H194ZM98 202V201H97ZM179 202H180V200H179ZM183 204V203H182ZM97 205V204H96ZM256 205L257 206H259L260 208L264 205V200L262 201V203H258V201H257V203H256ZM94 206V205H93ZM70 208H72V207H70ZM87 209H90V208H87ZM70 210V209H69ZM70 213V212H69ZM52 214H53V212H52ZM120 217H124V216H119V217H112V216H110L109 218H111V219H114V218H120ZM102 217H100L99 219H97V220H100ZM262 218H263V216H262ZM53 219L55 220V217H54V214H53ZM97 220H95V221H97ZM55 221H63V219L62 218H59L58 220H55ZM95 221H93V222H95ZM93 222H91L90 224H92ZM65 223V222H64ZM90 224H89V226H90ZM35 226V225H34ZM89 228V227H88ZM79 233V232H78ZM48 234V233H47ZM80 234V236L78 237V238H75V239H73V242H71V243H67V244H62L60 247H64L63 249L64 250H68V246L69 245H73V248L74 247H76L74 244L75 243H77L75 240L77 239V241L78 240H81V238L83 237V234L82 233H79ZM50 235V234H49ZM76 235V234H75ZM52 236V235H51ZM251 237L249 236L248 237V241H250L251 239H250ZM52 242H53V240H52ZM52 242H51V246H52ZM49 244H47V246H48ZM77 249V248H76ZM78 250V249H77ZM73 251V250H72ZM72 251L70 252L71 254H72ZM79 251H85V250H79ZM206 252H208L209 253V251H206ZM73 256V255H72ZM118 256V255H117ZM124 257H127V256H124ZM206 257H208V256H206ZM74 258V257H73ZM119 258H122V257H119ZM131 258V257H130ZM129 258V259H130ZM129 259L127 260V261H129ZM208 259V263H211L212 261H211V259H209V258H207ZM75 261V264H79V263H76V262H81V264H86L82 259H79V260H74ZM72 262V260H69L68 261V264H72L71 263ZM122 264H125V263H122Z\"/></svg>",
	"mask_w": 264,
	"mask_h": 264
}]
</instances>
